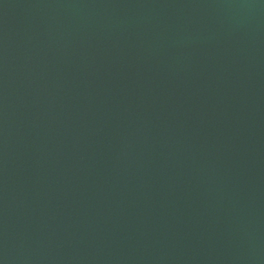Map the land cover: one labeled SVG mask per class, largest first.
Instances as JSON below:
<instances>
[{
    "label": "water",
    "instance_id": "95a60500",
    "mask_svg": "<svg viewBox=\"0 0 264 264\" xmlns=\"http://www.w3.org/2000/svg\"><path fill=\"white\" fill-rule=\"evenodd\" d=\"M0 264H264V0H0Z\"/></svg>",
    "mask_w": 264,
    "mask_h": 264
}]
</instances>
